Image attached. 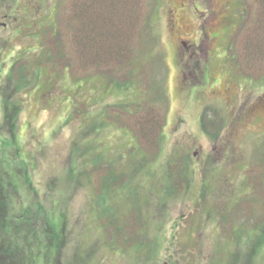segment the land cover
I'll use <instances>...</instances> for the list:
<instances>
[{
  "label": "rangeland",
  "instance_id": "rangeland-1",
  "mask_svg": "<svg viewBox=\"0 0 264 264\" xmlns=\"http://www.w3.org/2000/svg\"><path fill=\"white\" fill-rule=\"evenodd\" d=\"M146 2L152 31L145 32L151 39L145 49L153 61L134 82L146 92L157 74L166 96V102L159 101L150 89L141 106L163 111L165 119L154 174L176 175L177 161L175 182L184 185L185 159L190 183L170 195L156 189L160 180L135 177L149 190L142 192L159 191L167 202L161 209L150 207L151 222L147 202L141 204L142 222L135 226L131 204L118 203L127 225L121 233L132 243L147 241L139 244L145 251L123 245V237L115 249L94 217L88 177L71 175L92 159L83 153L86 143L108 158L124 154L131 144L124 127L143 111L135 112L140 96L133 85L107 91L110 80H99L96 69L85 71L75 60L64 68L55 53L59 42L51 43L54 51L48 48L55 30L69 41L72 0H0V160L20 172L17 177L22 174L19 200L40 217L39 225L63 218L71 259L82 250L94 256L93 264H264V245L254 254L246 237L258 222L264 224V29L256 26L264 21V5L258 8V0ZM22 81L27 83L21 86ZM7 113L17 119L16 128ZM249 183L252 189L244 190Z\"/></svg>",
  "mask_w": 264,
  "mask_h": 264
},
{
  "label": "trees",
  "instance_id": "trees-1",
  "mask_svg": "<svg viewBox=\"0 0 264 264\" xmlns=\"http://www.w3.org/2000/svg\"><path fill=\"white\" fill-rule=\"evenodd\" d=\"M158 1L156 0V4ZM260 2L264 5V0H258L256 3L258 8L261 6ZM146 10V0H72L70 16L67 21L71 31L69 41L66 40V36L55 30L50 35L48 46L53 50L51 43L53 44L54 40L59 42L55 53L60 60L65 62L66 70L74 60L85 71H95L96 69L97 74L100 75L97 77L99 80L105 77L110 80L105 86L107 91L112 85L116 86L115 89L118 91L121 88L130 89L133 85L138 91L140 102L136 104L135 112L143 111L134 115L131 110H129L130 112L124 108L120 110H125L130 116L134 115L129 125L130 129L133 127L131 129L133 133L128 127H124L131 142L127 151L118 157L108 158L97 145L86 143L83 145V153L87 156L92 154V159L89 164H86L84 171L79 173L73 169L71 175L76 178H79L80 174L88 177L89 186L95 196L92 211L94 217L100 222L99 229L102 233L104 232V237L107 235L110 237L111 242L114 243L112 245L116 246L115 249L120 248L118 239L123 237V245L129 243L139 253L145 251L143 246L139 245L140 242L146 244L147 241L132 243L124 238L127 233L121 232L126 230L127 225L121 210L118 209V203L125 201L131 204L129 209L135 210L132 212L138 219L133 223L135 226L138 225L139 220L142 222L140 214L144 206L141 207V204L144 205V202H147L149 208H145V211L148 212L151 222L153 220L149 213L150 207L161 209L166 206L167 202L163 201L159 191H150L151 195L142 192L145 187L135 182V177L145 174L151 178L152 183L160 180L158 184L160 188L156 189H163L166 194L170 195L177 193L184 185L188 187L190 183V172L185 159L181 160L183 165L181 168L186 175L184 176V185L175 182L179 175L177 161L173 164L176 175L172 176L170 171L167 178L156 177L154 174V163L158 160L164 138L165 119L163 111L161 112L151 105L148 110L144 111L141 106L149 100L143 95L150 89V91H156L159 101L166 102V96L157 74L148 84L146 92L139 89L134 82L139 72L142 73V69L145 72L148 63L153 61L150 59L152 55L146 57L150 50L145 49V46L147 44L150 46L151 39L145 35V32L152 31ZM258 22H260L256 24L258 29H264V21L258 20ZM68 44L72 50L67 54ZM158 62L155 60L153 65H157ZM26 83V81H22L20 85L23 86ZM19 102L21 101L16 100L14 104ZM118 114L124 115L123 113ZM10 116L11 114L7 113L6 120L8 122L12 120V126L16 128L17 119ZM96 117L100 118L99 115ZM76 144L80 146V143ZM99 147H102L101 143H99ZM149 154H153L154 157L150 158ZM18 173L20 172H15L13 167L0 160V264H5V262L8 264H81V261L82 264H93L94 256L88 255V257L82 250L77 252L72 259L68 253H65V222L62 217L57 218L52 225H39L37 221L40 217L22 205L19 198L20 187L24 182L22 174L17 177ZM94 182L95 184H92ZM246 189H252V185L249 183L245 186L244 190ZM145 190L149 191L148 188ZM150 197L153 203H149ZM240 197L242 198V196ZM228 199L233 200L231 197ZM222 218L224 219L223 215ZM145 230L148 235L149 231ZM241 233V231L235 232L234 235ZM246 237L251 238L252 253L256 254L264 245V224L262 221L248 231ZM147 246H151V242Z\"/></svg>",
  "mask_w": 264,
  "mask_h": 264
},
{
  "label": "flooded vegetation",
  "instance_id": "flooded-vegetation-1",
  "mask_svg": "<svg viewBox=\"0 0 264 264\" xmlns=\"http://www.w3.org/2000/svg\"><path fill=\"white\" fill-rule=\"evenodd\" d=\"M186 45V44H185ZM218 81H216L214 84H216ZM220 91V90H219ZM226 91H230V88H227ZM221 92V91H220Z\"/></svg>",
  "mask_w": 264,
  "mask_h": 264
}]
</instances>
